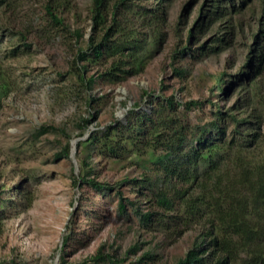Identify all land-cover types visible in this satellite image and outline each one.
<instances>
[{
    "label": "rangeland",
    "instance_id": "rangeland-1",
    "mask_svg": "<svg viewBox=\"0 0 264 264\" xmlns=\"http://www.w3.org/2000/svg\"><path fill=\"white\" fill-rule=\"evenodd\" d=\"M48 1L13 0V10L0 21V85L6 87L0 94V264H88L97 255L104 259L101 264H174L196 232L174 238L155 226L141 227L127 203L134 202L141 213L147 204L128 187L116 186L127 201L126 214H121L116 188L99 194L82 181L73 185V178L81 174L78 144L111 124H124L131 110L150 114L160 97L172 96L181 111L191 103L187 114L192 122L217 105L229 109L238 103L246 112L261 109L264 68L258 76L249 70L239 77L247 43L260 27V3L247 2L202 37L195 33L198 42L192 50L209 45L220 31L229 38L226 48L196 58L190 53L178 56L176 49L184 43L203 0H171L163 30L166 40L152 48L144 71L106 85L93 69L86 77L96 80L87 90L70 74L77 49L85 46L90 34L89 0H72L71 9H60L64 30L45 14ZM182 12L185 21L178 24ZM7 23L27 35L29 50H22V42L9 35ZM76 29L82 35L78 40ZM219 77L225 81L224 90L234 84L227 96L217 90ZM88 163V178L110 186L140 173L125 159L94 153Z\"/></svg>",
    "mask_w": 264,
    "mask_h": 264
},
{
    "label": "trees",
    "instance_id": "trees-1",
    "mask_svg": "<svg viewBox=\"0 0 264 264\" xmlns=\"http://www.w3.org/2000/svg\"><path fill=\"white\" fill-rule=\"evenodd\" d=\"M71 1L49 0L45 4V14L59 30L67 29L60 9H71ZM170 1L89 0L90 34L85 46L77 49L71 77L89 90L96 79L117 85L141 74L152 57V48L166 40L163 30ZM249 1L203 0L176 54L190 53L199 58L226 48L229 38L220 31L209 45L203 43L192 50L194 41L198 42L194 34L204 36L211 26L230 14L234 16ZM258 1L261 23L247 43L246 62L239 77H246L249 70L258 76L264 68V0ZM12 6L13 0H0V21ZM182 15L178 24L185 21ZM6 30L22 42V50L30 49L32 43L26 34L13 31L10 23ZM73 34L76 40L82 36L79 29ZM93 69L96 79L86 77ZM224 82L219 77L216 87L227 96L234 84L224 90ZM5 90V85H0V94ZM258 103L261 109L249 112L240 109L238 103L229 109L217 105L203 119L192 122L187 114L191 103L181 111L172 96L160 97L150 114L131 110L124 124H111L104 132L79 142L81 174L72 183L82 181L99 194L116 188L119 212L126 214L129 204L145 229L155 226L174 238L196 232L191 246L174 264H264V99ZM64 153L68 154V148ZM92 153L106 159H125L140 173L123 177L114 186L100 183L88 178ZM116 186L132 189L146 202V211L141 213L134 202L127 203ZM1 228L0 217V232ZM101 257L97 255L88 264H101Z\"/></svg>",
    "mask_w": 264,
    "mask_h": 264
}]
</instances>
